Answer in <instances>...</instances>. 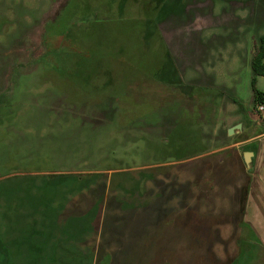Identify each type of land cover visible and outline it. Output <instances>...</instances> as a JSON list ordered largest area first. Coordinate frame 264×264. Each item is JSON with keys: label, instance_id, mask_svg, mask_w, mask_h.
Wrapping results in <instances>:
<instances>
[{"label": "rangeland", "instance_id": "1", "mask_svg": "<svg viewBox=\"0 0 264 264\" xmlns=\"http://www.w3.org/2000/svg\"><path fill=\"white\" fill-rule=\"evenodd\" d=\"M262 36L264 0H0V264H39L25 206L77 202L89 264H264L232 148Z\"/></svg>", "mask_w": 264, "mask_h": 264}, {"label": "crops", "instance_id": "2", "mask_svg": "<svg viewBox=\"0 0 264 264\" xmlns=\"http://www.w3.org/2000/svg\"><path fill=\"white\" fill-rule=\"evenodd\" d=\"M262 111L264 112V109ZM234 117V119L237 121L236 125L242 124L243 128V124L245 122H243V118L241 119L240 116ZM248 117L250 118V113H247L246 118ZM241 130L236 129V131ZM247 132L249 138L238 142L232 147L236 150H238L240 147L248 149V151L246 150L244 154L246 152L253 153V157L250 162L251 167H249L250 163L247 164L245 162V159L243 162L244 169L242 168V166L240 167V169L244 172V175L246 176L244 186L245 188H247V192L243 197V200H241V208L243 207L244 209L242 210V223L244 227L249 231L250 241L248 242L250 244L251 249H259V251L261 250L264 254V129H261L259 127V122L257 121L255 123V133H252L253 131L250 129L247 130ZM233 159L234 161L239 160V155L236 154L235 158L233 157ZM54 209L55 211L53 212H55L56 214H60L61 211L59 210V208L58 210H56V208ZM67 225L68 227H66ZM67 225H65V223H62V226L65 231H69L70 233H72L69 222L67 223ZM86 229L87 228H85L84 230ZM87 234L88 229L83 232V236L85 237ZM70 237L71 238L63 239L62 243L60 241L55 240V238H53L51 242H49L47 245H43L38 242L37 246H40L42 251L36 252V260L41 262H53L59 260L76 261L83 259L82 257H78L79 255H85L88 257V261H90L91 254L81 248L82 245H87L86 241L84 240L83 243H81L80 241H77V239H75L73 235H71ZM79 243H81L82 245H80Z\"/></svg>", "mask_w": 264, "mask_h": 264}, {"label": "trees", "instance_id": "3", "mask_svg": "<svg viewBox=\"0 0 264 264\" xmlns=\"http://www.w3.org/2000/svg\"><path fill=\"white\" fill-rule=\"evenodd\" d=\"M49 33L50 32L47 33V36H48L47 44H48V48L50 49L49 52L51 53H48L47 56H50L51 54L55 56L58 52H60L63 49H61L60 44L58 46L56 45L53 46L52 42L58 38L65 37V34H60V35L55 36L54 34L50 35ZM251 69L253 72V79H252V88H253V93H254L253 103H254V107H259V106L264 105V92L257 89L256 79L257 77H264V36L260 38V43L257 44L255 47V51H254V54L251 60ZM58 177H59L58 180L69 178V176H64V175H59ZM246 192H247V188H245L244 186L243 197L245 196ZM41 199L43 200V204L48 205L47 200L44 195H42ZM51 202L52 201H50V205H51ZM78 203L80 202H77V204L74 205L76 207H71L68 211H65L64 213L62 212V214H56L55 212H53L55 211L54 209L55 207L53 203H52L53 204L52 206H43L38 209H34L35 212L30 211V209L25 206L24 207L25 212L22 214L32 215L31 217H28L29 221L31 220L33 221V223L30 222V225L32 227H29V229L32 231V234H30L28 238H25V242H27L28 248L24 251L17 247L18 245L16 244V241H15V244L13 245H11L12 243H9L11 245V248L14 249L16 253V254H13V256L16 257V261H23V262L31 261V258H32V259H35L34 261L38 262L39 264L40 263L42 264H89L88 257L85 255H79L78 257H82L83 259L76 260V261H60L59 260V261H53V262L52 261L51 262H46V261L41 262V261L36 260V252L42 251L41 247L37 246L38 242L43 245H47L49 242H51L53 238H55V240L60 241L62 243L63 239L71 238L70 237L71 235H73L75 239H78V237L82 236L83 232L88 229L85 223L82 222V220L85 218L86 215H88L91 212V210L85 213L84 212L79 213L80 209L77 208V206L79 207L80 204ZM92 206H93L92 207L93 209L92 208L91 209L95 210L96 208L98 209L97 206H100V204L96 202ZM242 210H244L243 207L241 208V211ZM17 213H20V211L18 210V212H16L14 215H18ZM241 216H243V213ZM37 217L40 218V221L37 220ZM68 222L71 227L72 233H70L69 231H65V229L62 226V223H65V225H67ZM66 227H68V225ZM85 228L87 229L84 230ZM9 244L7 245L9 246ZM0 250L1 252L4 253V256L6 257V260H7L8 250L4 248L2 250V247L0 248ZM30 253H32V255H30Z\"/></svg>", "mask_w": 264, "mask_h": 264}, {"label": "water", "instance_id": "4", "mask_svg": "<svg viewBox=\"0 0 264 264\" xmlns=\"http://www.w3.org/2000/svg\"><path fill=\"white\" fill-rule=\"evenodd\" d=\"M236 129H239V130L242 129V124H238V125H236V126L230 128V130H229V135H232V134L235 132ZM252 157H253V153H252V152H246V153L244 154L245 162H246L247 164H249V163L251 162Z\"/></svg>", "mask_w": 264, "mask_h": 264}, {"label": "built area", "instance_id": "5", "mask_svg": "<svg viewBox=\"0 0 264 264\" xmlns=\"http://www.w3.org/2000/svg\"><path fill=\"white\" fill-rule=\"evenodd\" d=\"M264 108L263 107H260V110L262 111Z\"/></svg>", "mask_w": 264, "mask_h": 264}]
</instances>
